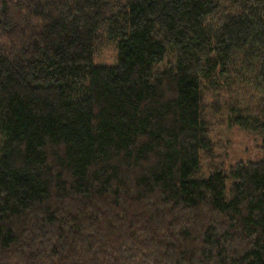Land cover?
<instances>
[{"label":"trees","instance_id":"16d2710c","mask_svg":"<svg viewBox=\"0 0 264 264\" xmlns=\"http://www.w3.org/2000/svg\"><path fill=\"white\" fill-rule=\"evenodd\" d=\"M0 264H264V0H0Z\"/></svg>","mask_w":264,"mask_h":264},{"label":"rangeland","instance_id":"374dc122","mask_svg":"<svg viewBox=\"0 0 264 264\" xmlns=\"http://www.w3.org/2000/svg\"><path fill=\"white\" fill-rule=\"evenodd\" d=\"M97 61L110 64L115 60L114 46L101 47ZM250 88L238 93L246 104L258 103L256 93L249 94ZM232 102L224 95L219 100L211 93H206L205 109L211 122L214 155L202 161L201 174L208 175L212 170L229 173L238 163L257 161L263 157L262 138L237 126H228ZM216 110L220 112L216 113ZM217 114V115H216ZM216 115V116H215ZM215 117V118H214Z\"/></svg>","mask_w":264,"mask_h":264}]
</instances>
